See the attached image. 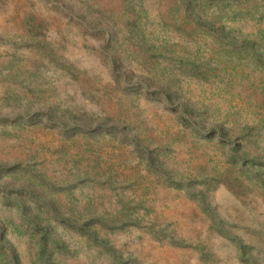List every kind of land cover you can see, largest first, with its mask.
<instances>
[{"label":"rangeland","instance_id":"374dc122","mask_svg":"<svg viewBox=\"0 0 264 264\" xmlns=\"http://www.w3.org/2000/svg\"><path fill=\"white\" fill-rule=\"evenodd\" d=\"M0 264H264V0H0Z\"/></svg>","mask_w":264,"mask_h":264}]
</instances>
